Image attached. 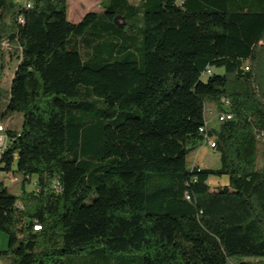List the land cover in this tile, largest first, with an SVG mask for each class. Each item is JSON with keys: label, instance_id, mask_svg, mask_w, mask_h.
I'll return each mask as SVG.
<instances>
[{"label": "trees", "instance_id": "trees-1", "mask_svg": "<svg viewBox=\"0 0 264 264\" xmlns=\"http://www.w3.org/2000/svg\"><path fill=\"white\" fill-rule=\"evenodd\" d=\"M99 6L73 23L67 0H0V115L22 118L0 155V259L264 264V0ZM221 99L232 118L209 129ZM206 139L217 169L189 163Z\"/></svg>", "mask_w": 264, "mask_h": 264}, {"label": "rangeland", "instance_id": "rangeland-1", "mask_svg": "<svg viewBox=\"0 0 264 264\" xmlns=\"http://www.w3.org/2000/svg\"><path fill=\"white\" fill-rule=\"evenodd\" d=\"M17 2H22L23 0H15ZM101 0H67V19L70 22L77 23L86 13L88 12H99L101 11L100 9V4ZM16 65V61L9 59L6 64V68L3 72L2 75V80H1V87L2 88H8V84L11 80L14 67ZM259 86L261 87L262 90H264V77L261 76L259 80ZM2 113V111H0ZM209 110L206 108V118L208 117ZM9 123L11 126H14L16 130H19L22 126V118L21 115L19 114H4L0 115V124L8 126ZM257 167H260L262 165V144L259 142L258 148H257ZM213 150V149H212ZM199 149H197L192 155L189 156V163L191 164L193 159H196V161H199L200 166H207L208 168L211 169H217L220 166V161H219V154L218 153H211V154H206L203 158V160H199L197 157ZM196 163L195 161H193ZM2 177V174L0 173V178ZM214 181L217 179L213 178ZM9 191L13 194H18L19 193V183L15 184H9ZM0 236L5 237L0 232ZM6 239V237H5ZM6 246L5 249L7 248V239H6Z\"/></svg>", "mask_w": 264, "mask_h": 264}, {"label": "crops", "instance_id": "crops-1", "mask_svg": "<svg viewBox=\"0 0 264 264\" xmlns=\"http://www.w3.org/2000/svg\"><path fill=\"white\" fill-rule=\"evenodd\" d=\"M207 109L209 110V114H208V117L206 118V124H207V127L209 128V129H217L218 128V122H217V114H218V112L216 111V109L214 108V107H211V106H207ZM9 127H14V126H11V124L9 123V125H8ZM197 149H199V151H198V159L199 160H203V158H204V156L206 155V154H211V153H216V151H214V150H212V149H210L209 148V146L205 143V142H202L198 147H197ZM196 149V150H197ZM195 150V151H196ZM194 151V152H195ZM193 161H195L196 163H194ZM191 164H195V165H197V166H199V167H201V168H208L207 166H200V164H199V161H196V159H193L192 160V162H191ZM220 182H219V180H216V181H214V179H210L209 180V184H210V186L211 187H215V186H217L218 184H219ZM6 186L8 187L9 185L6 183ZM6 239H5V237H3V236H0V252L1 251H3V250H5V246H6ZM0 264H7V261L5 260V259H0Z\"/></svg>", "mask_w": 264, "mask_h": 264}, {"label": "built area", "instance_id": "built-area-1", "mask_svg": "<svg viewBox=\"0 0 264 264\" xmlns=\"http://www.w3.org/2000/svg\"><path fill=\"white\" fill-rule=\"evenodd\" d=\"M247 70V69H246ZM207 74H210V71H207ZM221 106L224 109L223 112L217 114V121L218 122H224V121H228L231 120L232 116L229 114L228 108L230 106L228 100L226 99H221ZM5 125L0 124V155L3 152V150H5V146H6V142H7V138H6V134H5ZM205 143L209 146L210 149H214V141L211 139H206ZM5 182L9 185V184H15L18 182V179L12 175H9L5 178ZM53 188L55 189L56 192H59V186L57 185V183H53ZM40 229L39 226H34L33 230L34 231H38Z\"/></svg>", "mask_w": 264, "mask_h": 264}]
</instances>
